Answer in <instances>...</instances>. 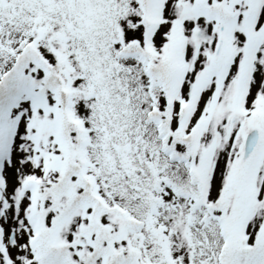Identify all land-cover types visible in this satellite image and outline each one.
Instances as JSON below:
<instances>
[{
	"label": "snow or ice",
	"instance_id": "6c2138e0",
	"mask_svg": "<svg viewBox=\"0 0 264 264\" xmlns=\"http://www.w3.org/2000/svg\"><path fill=\"white\" fill-rule=\"evenodd\" d=\"M0 264H264V0H0Z\"/></svg>",
	"mask_w": 264,
	"mask_h": 264
}]
</instances>
